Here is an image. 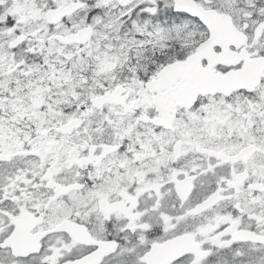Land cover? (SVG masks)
I'll return each mask as SVG.
<instances>
[{
    "label": "snow or ice",
    "instance_id": "6c2138e0",
    "mask_svg": "<svg viewBox=\"0 0 264 264\" xmlns=\"http://www.w3.org/2000/svg\"><path fill=\"white\" fill-rule=\"evenodd\" d=\"M0 264H264V0H0Z\"/></svg>",
    "mask_w": 264,
    "mask_h": 264
}]
</instances>
